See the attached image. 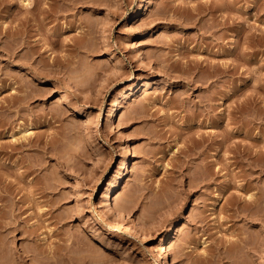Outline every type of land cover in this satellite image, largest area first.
I'll list each match as a JSON object with an SVG mask.
<instances>
[{
    "label": "rangeland",
    "instance_id": "rangeland-1",
    "mask_svg": "<svg viewBox=\"0 0 264 264\" xmlns=\"http://www.w3.org/2000/svg\"><path fill=\"white\" fill-rule=\"evenodd\" d=\"M223 2L0 0V264H264V0Z\"/></svg>",
    "mask_w": 264,
    "mask_h": 264
},
{
    "label": "bare ground",
    "instance_id": "bare-ground-1",
    "mask_svg": "<svg viewBox=\"0 0 264 264\" xmlns=\"http://www.w3.org/2000/svg\"><path fill=\"white\" fill-rule=\"evenodd\" d=\"M231 1L233 2L234 0H225V2L222 3V6L225 5V4H226V5H228V4L230 5V2H231ZM232 2H231V3H232ZM220 5H221V4H220ZM222 6H221V7L219 6V7H220V8H219L220 10H218V11L221 12V13H223V10H222L223 7H222ZM230 6H231V5H230ZM196 7H198V6H196ZM196 7H195V8H196ZM193 10H194V9H193ZM207 10H208V7H207V6H204V7L199 6V7H198L197 9H195L194 11H196L199 15L203 16V14L206 15ZM194 11H193V12H194ZM223 17H224V16H223ZM223 17L221 18L222 21H220V24L223 25V26H225L224 24H227V23H226L227 21H225L226 18L223 19ZM226 20H227V19H226ZM239 29H240V28H239ZM241 29H242V27H241ZM241 29H240V31H241ZM241 32H242V31H241ZM52 35H53V34H51V32H47L46 37H49V36H52ZM238 35H241V34L239 33ZM238 37H240V36H238ZM224 70H225V69H224ZM224 70H223L220 74L225 75L227 72H225ZM214 72H215V73H214ZM214 72H213V75L215 76V78L218 77L217 71H214ZM192 83H194V82H192ZM216 83H217V81H214L213 83H211V84H212L211 87H214V88H215V87H216V86H215ZM188 84H189V83H188ZM145 86H147L146 88L144 87L145 90H146L147 88H150L148 84H145ZM214 88H212V89H214ZM216 91H217V89L215 88V89L213 90V94H214V95L211 93L213 96L209 98L210 101L215 99L214 97H216V95H217V92H216ZM131 95H132V94H131ZM128 98H129V97H128ZM65 101H67V100L65 99L64 102H65ZM201 103H202V102H201ZM204 103H205V102H203V104H204ZM204 106L206 107L207 105H204ZM207 107H208V106H207ZM209 107H210V105H209ZM238 107H239V105H238ZM0 108H1V107H0ZM197 108H198V106H197ZM202 108H203V107H202ZM207 109H209V108H207ZM203 110L205 111V109H203ZM236 110H239V108L236 109ZM233 111H234V110H233ZM201 113H202V112H201ZM201 113H197L196 115H197V116H199V115L202 116V119H203V116H204V115L201 114ZM229 114H230V113H229ZM196 115H195V117H196ZM226 116H227V115H225V118H226ZM230 116H231V114H230ZM232 116H233V113H232ZM232 116H231V117H232ZM191 117H194V116L192 115ZM228 117H229V116H228ZM228 117H227V119H228ZM231 117H229V118L231 119ZM193 120H194V118H193ZM228 120H229V119H228ZM218 121H219V123L216 122L217 125L214 123L218 128L222 127V125L224 126V116L221 117V118H219ZM226 122H227V120H226ZM225 124H226V123H225ZM215 125H213V126H215ZM224 133H226V132H224ZM200 138L202 139V137H200ZM196 141H197V143H198V141H200V140L197 139ZM196 141H195V142H196ZM201 142H205V141H203V139H202ZM199 143H200V142H199ZM227 146H229V144H228ZM227 146H226V147H227ZM200 147H201V146H200ZM226 147H225V144L222 143V148H225V150H226V149H227ZM229 150H230V147H229ZM223 151H224V150H223ZM247 183H248V182H247ZM247 183H246V185H247ZM247 186L249 187V184H248ZM241 187L248 188V187H246V186H241ZM248 198H249V197H248ZM250 199H252V198H250ZM249 203H250V202H249ZM253 203H254V202H253ZM42 213H43L42 210H39V214H42ZM252 219H253V218H252ZM171 228H172V225L170 226L169 230H170ZM101 244L103 245V247H104L105 249L113 248V243H112L110 240H104V241H102ZM103 247H102V248H103ZM67 250H68V249H67ZM167 263H168V261H166V257L164 256V257H163V263H162V264H167Z\"/></svg>",
    "mask_w": 264,
    "mask_h": 264
}]
</instances>
